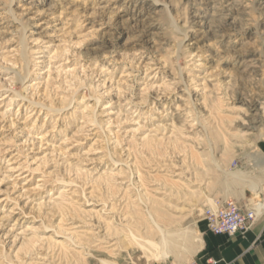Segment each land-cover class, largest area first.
<instances>
[{
  "label": "rangeland",
  "instance_id": "1",
  "mask_svg": "<svg viewBox=\"0 0 264 264\" xmlns=\"http://www.w3.org/2000/svg\"><path fill=\"white\" fill-rule=\"evenodd\" d=\"M238 1L0 0V264H195L207 209L257 212L264 6Z\"/></svg>",
  "mask_w": 264,
  "mask_h": 264
},
{
  "label": "crops",
  "instance_id": "2",
  "mask_svg": "<svg viewBox=\"0 0 264 264\" xmlns=\"http://www.w3.org/2000/svg\"><path fill=\"white\" fill-rule=\"evenodd\" d=\"M258 187L262 193L259 200L264 201V183ZM235 202L246 209L250 199L242 193ZM195 264H264V207L258 204L257 216L243 234L216 236L206 228Z\"/></svg>",
  "mask_w": 264,
  "mask_h": 264
},
{
  "label": "bare ground",
  "instance_id": "3",
  "mask_svg": "<svg viewBox=\"0 0 264 264\" xmlns=\"http://www.w3.org/2000/svg\"><path fill=\"white\" fill-rule=\"evenodd\" d=\"M218 1H223L226 8L231 12L233 10H236V8L239 6L238 0H218ZM256 4L259 6H264V0H257ZM218 15L219 14L217 12H215L214 9H210L207 12H201L197 16L195 15L200 34H202L203 36H206V37L209 35L212 38H218V32L221 29L220 23L218 24L217 23L218 21L216 20ZM224 27H226V26H224ZM263 42H264V40H263ZM259 104H260L259 101H256L255 103H253V105L251 107L252 108L251 112L253 114H251L250 125H252L254 123V117H256V115H257ZM251 129H254V128L251 127ZM259 163L260 162L256 161L255 162L256 166H259ZM248 187L253 188L254 185L251 183L250 184L248 183ZM261 206H264V204H262ZM131 243L134 244V246L137 247V249L139 248L141 250V252H143L145 259H147L150 262L166 261L170 252L172 251V244L164 236L158 241H149V240L144 241V239L142 241H140L133 235V242H131ZM102 263L103 264H116V263L108 262V261H103Z\"/></svg>",
  "mask_w": 264,
  "mask_h": 264
},
{
  "label": "built area",
  "instance_id": "4",
  "mask_svg": "<svg viewBox=\"0 0 264 264\" xmlns=\"http://www.w3.org/2000/svg\"><path fill=\"white\" fill-rule=\"evenodd\" d=\"M257 216L254 206L242 209L236 202H226L220 208L207 209L204 221L207 231L213 235L235 236L243 234Z\"/></svg>",
  "mask_w": 264,
  "mask_h": 264
}]
</instances>
